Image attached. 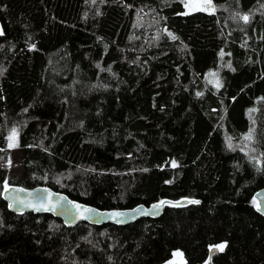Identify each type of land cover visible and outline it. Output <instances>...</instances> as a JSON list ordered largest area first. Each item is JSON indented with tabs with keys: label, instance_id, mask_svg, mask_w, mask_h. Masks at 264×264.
Wrapping results in <instances>:
<instances>
[{
	"label": "trees",
	"instance_id": "1",
	"mask_svg": "<svg viewBox=\"0 0 264 264\" xmlns=\"http://www.w3.org/2000/svg\"><path fill=\"white\" fill-rule=\"evenodd\" d=\"M212 2L0 0V193L187 200L67 228L0 195V264H264V0Z\"/></svg>",
	"mask_w": 264,
	"mask_h": 264
},
{
	"label": "water",
	"instance_id": "2",
	"mask_svg": "<svg viewBox=\"0 0 264 264\" xmlns=\"http://www.w3.org/2000/svg\"><path fill=\"white\" fill-rule=\"evenodd\" d=\"M196 12L213 15L215 12L212 0H195ZM1 198L6 203L7 209L13 213L31 212L33 214L48 213L60 219L62 224L73 227L85 222L90 225L113 224L123 226L140 218H156L161 215L166 205H184L186 199L153 201L149 204H136L127 208L99 209L90 204L70 199L65 193L43 185L22 187L8 185L1 190ZM255 201V211L264 217V186L258 188L252 195ZM164 202V203H161ZM159 205V207H154ZM79 206V207H77ZM259 209V210H258ZM119 213L120 215H114ZM220 244L212 245L208 249L207 260L215 255ZM206 260V261H207ZM161 264H170L169 261Z\"/></svg>",
	"mask_w": 264,
	"mask_h": 264
},
{
	"label": "rangeland",
	"instance_id": "3",
	"mask_svg": "<svg viewBox=\"0 0 264 264\" xmlns=\"http://www.w3.org/2000/svg\"><path fill=\"white\" fill-rule=\"evenodd\" d=\"M194 1L195 0H185V5L188 9H194ZM17 143V133L16 130H10L8 135H7V139H6V144L7 146L9 145H15ZM182 261L181 258V254L179 251H173L171 258L169 260L170 264H174V263H180Z\"/></svg>",
	"mask_w": 264,
	"mask_h": 264
},
{
	"label": "snow or ice",
	"instance_id": "4",
	"mask_svg": "<svg viewBox=\"0 0 264 264\" xmlns=\"http://www.w3.org/2000/svg\"><path fill=\"white\" fill-rule=\"evenodd\" d=\"M209 2H210V0H209ZM243 19L247 22V19H248V17H243ZM0 34H2V33H0ZM169 35H171L170 33H169ZM173 39H175V37H173ZM248 138H250V137H248ZM11 146V145H10ZM191 203H199V201H190ZM161 203H164V202H161ZM77 207H79V206H77ZM154 207H159V205H156V206H154ZM259 210V209H258ZM114 215H120L119 213H116V214H114ZM217 247H219L221 250H223V246L221 245V246H217Z\"/></svg>",
	"mask_w": 264,
	"mask_h": 264
},
{
	"label": "flooded vegetation",
	"instance_id": "5",
	"mask_svg": "<svg viewBox=\"0 0 264 264\" xmlns=\"http://www.w3.org/2000/svg\"><path fill=\"white\" fill-rule=\"evenodd\" d=\"M194 10V9H193Z\"/></svg>",
	"mask_w": 264,
	"mask_h": 264
}]
</instances>
